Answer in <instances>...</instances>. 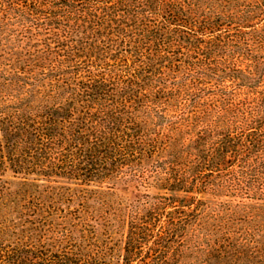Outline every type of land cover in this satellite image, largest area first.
I'll return each instance as SVG.
<instances>
[{"label": "trees", "instance_id": "16d2710c", "mask_svg": "<svg viewBox=\"0 0 264 264\" xmlns=\"http://www.w3.org/2000/svg\"><path fill=\"white\" fill-rule=\"evenodd\" d=\"M0 264H264V0H0Z\"/></svg>", "mask_w": 264, "mask_h": 264}]
</instances>
